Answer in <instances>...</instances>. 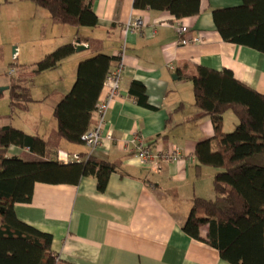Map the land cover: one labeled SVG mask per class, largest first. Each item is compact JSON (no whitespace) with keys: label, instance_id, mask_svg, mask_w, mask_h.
I'll use <instances>...</instances> for the list:
<instances>
[{"label":"crops","instance_id":"1","mask_svg":"<svg viewBox=\"0 0 264 264\" xmlns=\"http://www.w3.org/2000/svg\"><path fill=\"white\" fill-rule=\"evenodd\" d=\"M242 3L202 0L199 14L178 18L168 10L135 8L134 0H94L98 25L76 28L54 22L47 10L30 0H0L1 8L13 6L19 15L45 19L43 37L54 43L45 50L34 45V60L20 62V70L13 77L6 67L0 73V89L8 88L0 90V97L17 83L30 89L32 107L50 95L56 106L72 88L81 60L106 53L119 57L113 68L123 53L120 93L111 103L102 127V142L95 149L59 137L55 117L51 124L35 122L31 123L33 127L15 124L14 112L0 117V128L12 125L48 141L44 158L17 146L9 148L10 156L69 163L74 161L69 159L74 154L81 160L89 154L120 165L110 174L104 191L98 189L93 176L83 177L76 185L37 183L32 201L16 204L21 221L53 235L52 249L62 264H230L216 248L183 230L194 198L215 197L213 179L219 171L202 165L196 155L197 144L205 140L213 143L215 131L211 118L195 105L193 82L185 75L195 74L199 65L226 68L242 83L264 94V53L225 41L214 22L215 9ZM133 21H142L141 27L127 30ZM178 23L186 25L188 32L180 33ZM184 38L190 42L181 44ZM78 40L87 46L85 50H76L56 69L38 73L58 80L57 85L48 82L41 96H36L34 88L23 80L17 81L20 72L36 74L33 71L46 54ZM135 80L145 85L151 107L139 104L130 95ZM107 93L104 87L99 101ZM98 121L94 112L91 127ZM238 122L232 110L225 112L226 132L233 131ZM136 138L150 145L161 159L170 151H178L180 158L162 160V170L151 171L134 155ZM208 233V225L201 227V237L207 238Z\"/></svg>","mask_w":264,"mask_h":264},{"label":"trees","instance_id":"2","mask_svg":"<svg viewBox=\"0 0 264 264\" xmlns=\"http://www.w3.org/2000/svg\"><path fill=\"white\" fill-rule=\"evenodd\" d=\"M47 10L54 22L76 28L96 27L94 0H30ZM202 0H134L140 9L168 10L178 18L200 13ZM214 22L223 39L264 53V0H243L238 6L217 8ZM81 42V41H77ZM73 43L63 45L37 63L38 74L58 68L75 53ZM119 57L98 53L81 60L70 91L54 107L57 134L73 144H85L106 77ZM195 105L214 124V142L201 141L196 155L202 165L219 169L213 179L215 197H195L183 225L184 232L219 251L230 264H264V94L238 80L232 70L199 65L193 75ZM129 93L143 106L151 107L145 85L133 81ZM11 112L26 111L34 102L30 89L12 83ZM232 110L239 122L224 130V114ZM11 146L28 148L44 158L48 141L12 125L0 128V264H62L52 249L53 235L21 221L18 203H30L37 183L78 184L85 176L98 181L104 191L110 174L120 165L86 159L61 163L57 160L24 159L8 154ZM208 225L207 238L201 227Z\"/></svg>","mask_w":264,"mask_h":264},{"label":"rangeland","instance_id":"3","mask_svg":"<svg viewBox=\"0 0 264 264\" xmlns=\"http://www.w3.org/2000/svg\"><path fill=\"white\" fill-rule=\"evenodd\" d=\"M45 13L48 15V12ZM44 20L36 18L33 15L30 17L27 15H19L18 10L13 6H9V8H1L0 6V73L4 72L6 67L10 69L12 66H21L20 62H32L34 60L32 58L35 54L33 50L34 45H36V47L38 45L42 50H45L54 44L48 39V36L47 40L43 37L45 32L43 27L46 22V20ZM48 34H51L50 31H47V35ZM55 39L56 37H54V40ZM54 40L52 41L54 42ZM15 47L18 51L17 64H15L13 60ZM20 54L22 55L21 57ZM16 74H9V76L13 77ZM49 77L50 76L47 77L46 74L39 76L38 74L30 72H20L19 75L16 76V79L18 82L23 80V82H26L25 84L32 86L36 92V96L39 97L45 90V87L48 86V82L50 85L58 84V80L55 79V76H52V78ZM53 100V96L50 95L45 97L44 100L38 101V104L34 107H32V102L29 105V109L26 111L16 110L12 115L13 122L20 126H27L28 124L31 127L34 125L31 123L35 122H40L43 125H48V123L51 124L54 119V115L52 114L55 106ZM10 113L9 92H6L4 96L0 97V117H5L6 115H10Z\"/></svg>","mask_w":264,"mask_h":264},{"label":"built area","instance_id":"4","mask_svg":"<svg viewBox=\"0 0 264 264\" xmlns=\"http://www.w3.org/2000/svg\"><path fill=\"white\" fill-rule=\"evenodd\" d=\"M142 25V21H133L129 27H127V30L130 29H139ZM177 28L180 31V33H186L188 32V27L184 24L178 23ZM190 42V39L184 38L180 40L181 44H187ZM76 46L78 45H85L80 42L74 43ZM123 55V53H122ZM121 55V56H122ZM120 56V61L117 64L116 67H113L110 69L106 80L104 87L107 88L108 93L106 97H104L102 100H100L97 104V108L95 110L96 114L98 115L99 121L98 123L91 127L84 135L83 139L85 141V144L91 148L95 149L98 147L102 142V127L106 121L107 113L110 109L112 101L119 95L120 93V86H121V80H122V74H123V68L124 63L122 61V57ZM14 63L17 64L18 60V51L15 48L14 51ZM20 66H12L9 69V74L13 75L16 74V72L19 70ZM134 155L141 163L149 170H156L160 171L162 170V160L165 161H176L180 158V153L178 151H170L166 154L162 155V159L159 154H156L148 145L144 142H137V138L134 145ZM68 157V156H67ZM70 160L74 161H81V158L78 154H74L72 157L69 158Z\"/></svg>","mask_w":264,"mask_h":264},{"label":"water","instance_id":"5","mask_svg":"<svg viewBox=\"0 0 264 264\" xmlns=\"http://www.w3.org/2000/svg\"><path fill=\"white\" fill-rule=\"evenodd\" d=\"M86 47H87L86 45H78L76 50L79 52V51L85 50ZM15 48H14V51H15ZM4 88H8V87H2L0 90L2 91Z\"/></svg>","mask_w":264,"mask_h":264}]
</instances>
